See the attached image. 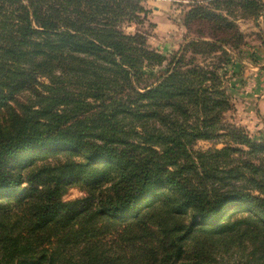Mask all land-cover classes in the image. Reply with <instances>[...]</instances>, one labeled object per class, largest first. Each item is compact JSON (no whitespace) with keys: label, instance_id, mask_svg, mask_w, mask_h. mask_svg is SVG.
<instances>
[{"label":"trees","instance_id":"trees-1","mask_svg":"<svg viewBox=\"0 0 264 264\" xmlns=\"http://www.w3.org/2000/svg\"><path fill=\"white\" fill-rule=\"evenodd\" d=\"M144 1L0 0V264H264V143L224 121L264 0H188L169 56Z\"/></svg>","mask_w":264,"mask_h":264},{"label":"rangeland","instance_id":"rangeland-1","mask_svg":"<svg viewBox=\"0 0 264 264\" xmlns=\"http://www.w3.org/2000/svg\"><path fill=\"white\" fill-rule=\"evenodd\" d=\"M188 0H146L144 5L149 13L143 26L125 24L126 33L137 30L147 32L149 44L165 55L176 52L184 42L186 28L183 26ZM238 24L246 36V45L240 51L232 52V62L227 67L225 88L232 108L225 113V123L235 125L255 142L264 143V15L253 18H239ZM234 64V65H233ZM236 66V69H235ZM238 66V67H237ZM160 68H156L155 71ZM225 144L199 140L195 149L206 150ZM257 161V159H256ZM261 161V160H259ZM238 163V160L236 161ZM85 192L71 186L65 200L81 198Z\"/></svg>","mask_w":264,"mask_h":264},{"label":"crops","instance_id":"crops-1","mask_svg":"<svg viewBox=\"0 0 264 264\" xmlns=\"http://www.w3.org/2000/svg\"><path fill=\"white\" fill-rule=\"evenodd\" d=\"M238 67V66H237ZM264 68V63L263 64H261V65H258L257 66V69H263ZM235 69H236V66H235Z\"/></svg>","mask_w":264,"mask_h":264}]
</instances>
